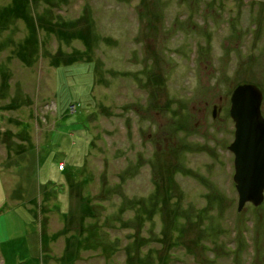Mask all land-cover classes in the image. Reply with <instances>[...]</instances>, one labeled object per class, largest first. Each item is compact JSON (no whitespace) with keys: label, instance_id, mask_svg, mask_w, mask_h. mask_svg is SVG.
<instances>
[{"label":"rangeland","instance_id":"obj_1","mask_svg":"<svg viewBox=\"0 0 264 264\" xmlns=\"http://www.w3.org/2000/svg\"><path fill=\"white\" fill-rule=\"evenodd\" d=\"M244 85L264 116V0H0V264H264L228 150Z\"/></svg>","mask_w":264,"mask_h":264},{"label":"water","instance_id":"obj_2","mask_svg":"<svg viewBox=\"0 0 264 264\" xmlns=\"http://www.w3.org/2000/svg\"><path fill=\"white\" fill-rule=\"evenodd\" d=\"M262 92L256 86H240L230 99L234 138L228 150L234 157L237 209L258 207L264 200V117Z\"/></svg>","mask_w":264,"mask_h":264},{"label":"trees","instance_id":"obj_3","mask_svg":"<svg viewBox=\"0 0 264 264\" xmlns=\"http://www.w3.org/2000/svg\"><path fill=\"white\" fill-rule=\"evenodd\" d=\"M13 13H14V12H13ZM1 17L4 18V19H6V20H11V18H12V13H11V11H8V12H6V13L3 12L2 15H1ZM4 26H8V25H4ZM4 26H3L2 28H5ZM34 28H35L37 31L39 30L38 26H35V25H34ZM43 28H45V29H47V30H52V31H53V29H52V27H51L50 25H44ZM53 32H55V33H59V34H58L59 37L62 35L61 32H60L59 30H55V31H53ZM64 34H65V33H64ZM73 34H75L76 36H78L77 33H73ZM24 53H25L26 55H30V53L28 52V48H25ZM59 68H60V67H59ZM12 104H13L14 107H18L20 103H12ZM0 110L2 111L3 109L0 107ZM61 170H62L63 178L65 179L64 185L66 184V186H67V185H70V184L72 183V181L76 180L78 176L82 175L81 172H79L78 168H77L76 166H73V165H70L69 167H68L67 165H64V166L61 168ZM84 175L87 176V173L85 172ZM90 182H91V180H90ZM93 182H94V181H93ZM93 182H92V184H93ZM48 185H52V184L50 183V181H48V182L45 184V186H48ZM103 185H104V188H106L107 185H106V184H103ZM109 188H110V187H109ZM109 188H107V189H109ZM67 194H68V193H67ZM113 194L115 195V193H112V192L108 194V200H109L108 205L111 204V203H113V199H112ZM68 195H69V194H68ZM69 196H70V195H69ZM123 199H125L124 196H123ZM79 202H83V203H81V205H80V206H81V209H80L78 212H79V213H86V212H87V213H89V215H90L91 217H93V218H96V216L94 215V212H93L94 208H95V207H97V208H102V205L99 204V203H95V204H93V205H90V204L88 203V201H87V197H79ZM122 203H123V202H122ZM128 204H129V202H128ZM138 206H140V204H139ZM139 208H140V207H139ZM121 211H122V209H121ZM141 213H142V212H141ZM141 213H140V214H141ZM145 214H146V213H145ZM145 214H144V215H145ZM92 231H93V228H91V230H90L89 238H94L93 235H92ZM46 242H48V241L45 240V243H46ZM80 244L83 245V242L80 241ZM62 259L66 261V259H65L64 257H62Z\"/></svg>","mask_w":264,"mask_h":264},{"label":"flooded vegetation","instance_id":"obj_4","mask_svg":"<svg viewBox=\"0 0 264 264\" xmlns=\"http://www.w3.org/2000/svg\"><path fill=\"white\" fill-rule=\"evenodd\" d=\"M264 117V116H263Z\"/></svg>","mask_w":264,"mask_h":264}]
</instances>
